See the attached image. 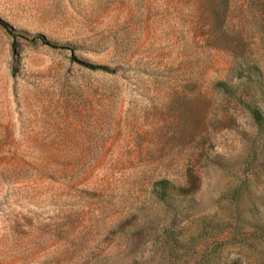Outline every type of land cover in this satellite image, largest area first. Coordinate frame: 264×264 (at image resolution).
I'll list each match as a JSON object with an SVG mask.
<instances>
[{
	"label": "rangeland",
	"instance_id": "rangeland-1",
	"mask_svg": "<svg viewBox=\"0 0 264 264\" xmlns=\"http://www.w3.org/2000/svg\"><path fill=\"white\" fill-rule=\"evenodd\" d=\"M0 264H264V0H0Z\"/></svg>",
	"mask_w": 264,
	"mask_h": 264
},
{
	"label": "trees",
	"instance_id": "trees-1",
	"mask_svg": "<svg viewBox=\"0 0 264 264\" xmlns=\"http://www.w3.org/2000/svg\"><path fill=\"white\" fill-rule=\"evenodd\" d=\"M52 47H55L54 45L50 44ZM80 64H82L83 66H85L86 68L89 69H101V70H106L107 68L105 66L102 65H93V64H89L86 62H79Z\"/></svg>",
	"mask_w": 264,
	"mask_h": 264
}]
</instances>
